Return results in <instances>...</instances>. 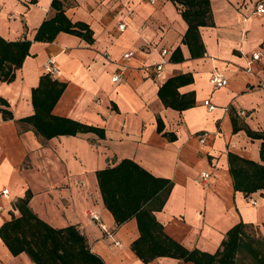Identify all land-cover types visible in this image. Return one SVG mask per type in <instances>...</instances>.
<instances>
[{"label": "crops", "instance_id": "obj_1", "mask_svg": "<svg viewBox=\"0 0 264 264\" xmlns=\"http://www.w3.org/2000/svg\"><path fill=\"white\" fill-rule=\"evenodd\" d=\"M53 1L0 0V38L31 42L14 80H0V100L7 103L0 109L13 115L6 120L0 111V228L20 216L14 204L31 192L29 206L41 220L55 229L75 226L105 264H145L132 250L140 237L136 218L118 225L98 180L100 171L129 160L172 183L163 209L153 215L187 250L215 254L241 223L264 233V190L248 196L235 191L229 162L233 154L263 164V140L247 132L264 134V15L255 14L260 0H210L214 25L200 28L201 57H192L183 43L188 24L173 0H58L65 18L88 26L93 41L66 32L36 41L43 24L56 17ZM162 49L170 52L165 58ZM130 51L134 57L125 59ZM257 52L262 57L249 65ZM50 58L60 70L50 77L66 85L52 114L103 130L104 138L86 132L45 139L20 122L35 115L33 91L48 74ZM158 63L164 72L157 78ZM216 72L226 76L227 87L210 85ZM180 76L192 79L177 88L180 100L194 101L185 110L165 106L159 96ZM0 264L35 263L26 253L14 256L0 238ZM148 264L191 263L158 258Z\"/></svg>", "mask_w": 264, "mask_h": 264}, {"label": "trees", "instance_id": "obj_2", "mask_svg": "<svg viewBox=\"0 0 264 264\" xmlns=\"http://www.w3.org/2000/svg\"><path fill=\"white\" fill-rule=\"evenodd\" d=\"M173 1L182 5V16L188 24L183 43L189 47L192 57L204 56L205 47L200 28L214 25L210 0ZM52 5L57 10L56 17L43 24L36 41H52L60 32L83 37L88 42L93 41L88 26L69 22L64 16L63 5L58 0H54ZM30 45V41L7 43L0 38V80H14L15 70L21 67ZM178 59L183 60L181 57L176 58V55L173 58L175 61ZM191 82L192 79L188 76L169 80L159 91L165 106L176 110L194 106L193 99L180 100L183 97L177 92L178 87ZM65 87V84L53 80L49 74L43 76L39 87L33 91L35 115L20 122L30 124L45 139L62 135L76 136L86 132H93L104 138L103 130L52 114ZM0 103L7 105L3 100ZM0 111L4 119H13L11 112L6 109ZM247 132L250 136L263 140V164L229 155L234 189L246 196L264 190V134H254L249 130ZM98 180L104 203L116 223L120 225L132 217L136 218L140 237L132 244V250L145 264L158 258H172L191 264H237L239 258L246 254L256 264H264V254L248 238L246 231L250 226L243 223L227 233L221 248L215 254L189 251L167 236L153 212L163 209L173 185L168 180L153 177L136 163L125 160L115 168L100 171ZM31 198V192H27L24 198L18 199L14 208L20 212V216H13L0 228V238L14 256L26 253L35 264H105L91 252L86 238L75 226L55 229L41 220L29 206Z\"/></svg>", "mask_w": 264, "mask_h": 264}, {"label": "built area", "instance_id": "obj_3", "mask_svg": "<svg viewBox=\"0 0 264 264\" xmlns=\"http://www.w3.org/2000/svg\"><path fill=\"white\" fill-rule=\"evenodd\" d=\"M151 3H155V0H150ZM256 15H264V0H260L257 3L256 6V11H255ZM126 25L125 24H120L119 25V29L121 31H123L125 29ZM169 50L168 49H162L161 51V56L163 58L167 57L169 55ZM135 53L133 51H130L129 53H127L125 55V59H131L132 57H134ZM262 52H257L252 56V59L249 62V65L253 64V62L258 61L261 57H262ZM46 70L47 73L52 75V76H57L60 73L59 68L57 67L56 61L54 58H50L48 61V64L46 66ZM155 70H156V77H160L163 72H164V63H158L155 65ZM248 72H250L249 68H248ZM119 81V76L116 75L113 77V82H117ZM209 83L210 85L214 88V89H220V88H224L227 87L229 85V81L226 78V76L222 73L216 72L214 73L210 79H209ZM264 87V86H263ZM205 105L208 106L210 109H212L213 107L209 106V101L205 102ZM243 114V113H242ZM201 143H204V139L200 140ZM202 178L205 180H208L210 178V174L208 173H203L202 174ZM2 195L4 197H8L9 195V190L5 189L2 191ZM253 204L256 205V201H253ZM91 218L95 221H99L100 217L98 215L95 214H91ZM102 229L105 230L108 234L109 237H112L113 235L111 233H108V231L106 230V227L104 225H101ZM117 246L121 247L122 244L120 242H116L115 243Z\"/></svg>", "mask_w": 264, "mask_h": 264}, {"label": "rangeland", "instance_id": "obj_4", "mask_svg": "<svg viewBox=\"0 0 264 264\" xmlns=\"http://www.w3.org/2000/svg\"><path fill=\"white\" fill-rule=\"evenodd\" d=\"M247 234L249 235V239L257 247L262 253L264 254V233L260 232L259 230L248 227ZM237 264H256L249 256L246 254L239 258Z\"/></svg>", "mask_w": 264, "mask_h": 264}]
</instances>
